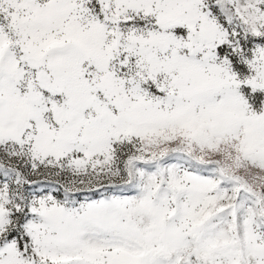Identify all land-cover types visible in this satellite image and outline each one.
<instances>
[{
	"label": "snow or ice",
	"instance_id": "obj_1",
	"mask_svg": "<svg viewBox=\"0 0 264 264\" xmlns=\"http://www.w3.org/2000/svg\"><path fill=\"white\" fill-rule=\"evenodd\" d=\"M0 264H264V0H0Z\"/></svg>",
	"mask_w": 264,
	"mask_h": 264
}]
</instances>
